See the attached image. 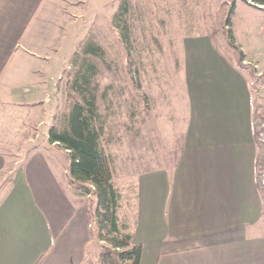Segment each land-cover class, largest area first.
Masks as SVG:
<instances>
[{
	"label": "crops",
	"instance_id": "1",
	"mask_svg": "<svg viewBox=\"0 0 264 264\" xmlns=\"http://www.w3.org/2000/svg\"><path fill=\"white\" fill-rule=\"evenodd\" d=\"M77 4L0 0V264H92L88 213L41 139L55 121L78 38ZM261 18L243 33L264 46ZM218 38L186 36L172 78L161 81L170 89L156 92L169 165L137 180L131 233L142 247L139 264H264L255 142L261 98L243 64L264 70V51L233 37L239 60ZM14 148L25 156L12 160Z\"/></svg>",
	"mask_w": 264,
	"mask_h": 264
},
{
	"label": "rangeland",
	"instance_id": "2",
	"mask_svg": "<svg viewBox=\"0 0 264 264\" xmlns=\"http://www.w3.org/2000/svg\"><path fill=\"white\" fill-rule=\"evenodd\" d=\"M72 1V0H69ZM122 1L128 4L127 23L131 46L125 49L112 20ZM78 12H83L77 23L78 38L70 46L69 66L63 71L59 83L60 93L53 106L57 107L55 121L68 109L66 84L74 71L71 59L75 51L79 52L87 40H94L105 51V57L98 62V74L95 83L101 95L99 100L102 112H107L110 143L107 147L112 155L114 183L122 195L119 216L133 228V219L137 208V180L140 175L166 168L169 165L167 146L159 133L161 119H157L156 92L162 87L163 79L172 78L173 69L179 60V49L186 36L212 31L219 38H225L224 22L230 14V29L234 38L242 46L261 49L262 44L248 42L244 31L252 20L264 17V7L250 0V6L244 0H75ZM262 19V18H261ZM82 22V23H81ZM249 22V23H248ZM83 27H82V26ZM76 26V27H77ZM80 27L82 32H80ZM82 35V40H81ZM218 38V39H219ZM226 40V38H225ZM246 43V44H245ZM260 43V42H259ZM73 52V53H72ZM167 88V89H166ZM35 135L38 134H33ZM38 141L40 137L36 138ZM41 139L49 148L50 157L57 161L63 177H67L69 158L58 146H51L47 134ZM15 148L9 151L12 160L25 156L23 150L19 156ZM19 153V152H18ZM69 194L74 202L90 205L93 197H78L76 189L69 184ZM90 244L92 264L97 261L100 245Z\"/></svg>",
	"mask_w": 264,
	"mask_h": 264
},
{
	"label": "trees",
	"instance_id": "3",
	"mask_svg": "<svg viewBox=\"0 0 264 264\" xmlns=\"http://www.w3.org/2000/svg\"><path fill=\"white\" fill-rule=\"evenodd\" d=\"M245 2L248 0H244ZM264 6V0H253ZM232 4L224 27L227 45L243 54L234 42L230 29ZM128 4L122 1L112 20L119 40L125 49L131 46L127 23ZM105 57L104 49L94 40L84 42L71 59L74 71L66 84L68 109L47 132L48 142L61 147L69 158V184L76 189L78 197H93L84 207L89 216L90 236L93 241L104 242L99 247L95 264H139L142 247L134 244L130 223L119 216L122 195L114 183L108 114L100 109L98 85V62ZM111 128V127H110Z\"/></svg>",
	"mask_w": 264,
	"mask_h": 264
},
{
	"label": "built area",
	"instance_id": "4",
	"mask_svg": "<svg viewBox=\"0 0 264 264\" xmlns=\"http://www.w3.org/2000/svg\"><path fill=\"white\" fill-rule=\"evenodd\" d=\"M243 64L253 70V77L250 83L261 98L256 111L255 142L259 151L257 158V187L264 203V70L259 69L254 61H243Z\"/></svg>",
	"mask_w": 264,
	"mask_h": 264
}]
</instances>
